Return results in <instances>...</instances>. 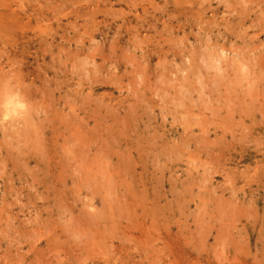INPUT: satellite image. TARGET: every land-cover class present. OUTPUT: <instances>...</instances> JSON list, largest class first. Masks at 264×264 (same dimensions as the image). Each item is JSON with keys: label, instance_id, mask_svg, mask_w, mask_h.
Instances as JSON below:
<instances>
[{"label": "rangeland", "instance_id": "1", "mask_svg": "<svg viewBox=\"0 0 264 264\" xmlns=\"http://www.w3.org/2000/svg\"><path fill=\"white\" fill-rule=\"evenodd\" d=\"M0 264H264V0H0Z\"/></svg>", "mask_w": 264, "mask_h": 264}, {"label": "bare ground", "instance_id": "2", "mask_svg": "<svg viewBox=\"0 0 264 264\" xmlns=\"http://www.w3.org/2000/svg\"><path fill=\"white\" fill-rule=\"evenodd\" d=\"M257 1V0H256ZM107 2V1H106ZM253 5V4H252ZM230 8V7H229ZM239 8V7H238ZM261 14V12H259ZM257 14V13H256ZM16 71V70H15ZM17 74V73H16ZM18 75V74H17ZM33 85V84H32ZM39 93V92H38ZM208 105V104H207ZM240 118V117H239ZM20 125V124H19ZM33 133V132H31ZM27 142V141H26ZM33 143V142H32ZM89 146V145H88ZM87 154V153H86ZM112 159V158H111ZM92 162V161H91ZM126 164V163H125ZM122 166V165H121ZM128 167V166H127ZM121 168V167H120ZM125 168V167H124ZM74 171V170H73ZM111 179V178H110Z\"/></svg>", "mask_w": 264, "mask_h": 264}]
</instances>
